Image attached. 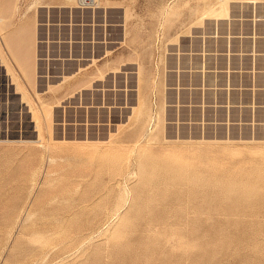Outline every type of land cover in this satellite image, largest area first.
Returning a JSON list of instances; mask_svg holds the SVG:
<instances>
[{
  "label": "rangeland",
  "instance_id": "1",
  "mask_svg": "<svg viewBox=\"0 0 264 264\" xmlns=\"http://www.w3.org/2000/svg\"><path fill=\"white\" fill-rule=\"evenodd\" d=\"M184 1L195 2L130 0L129 34L120 3L40 10L43 97L65 68L152 35L148 65L161 79L140 98L134 61L55 104L37 129L0 60V139L12 140L0 142V264H264V0H207L204 19L168 40L178 25L164 31L160 8Z\"/></svg>",
  "mask_w": 264,
  "mask_h": 264
},
{
  "label": "crops",
  "instance_id": "2",
  "mask_svg": "<svg viewBox=\"0 0 264 264\" xmlns=\"http://www.w3.org/2000/svg\"><path fill=\"white\" fill-rule=\"evenodd\" d=\"M19 1L20 0H0V16L3 18V21L0 22V51L2 52H0V60L3 66H5L10 79L12 81H15H13V84H15L16 90L19 92L21 90V97L19 99H21L23 95H25L28 100L30 99V103L34 107L36 106L35 109L37 111L38 116L53 115L55 104L59 105L63 102V100L73 97L78 93H83L84 90L95 87L98 81L105 79V77L109 73V70L113 69V71L116 72H118L119 70L121 71L122 65H126L130 62L136 61L139 64L137 98H140L142 94H146L148 92V89L150 88L153 79H161L159 78L160 73L158 74L156 70L154 71L153 66L150 67V65H147L153 60V52L148 45L153 42L154 37L152 35L149 36L145 41L146 43L144 42L145 44L141 46V37L137 34L132 35L129 39H127L126 36V38L123 40L122 43L125 42L128 47L126 52L124 51L114 58H108L105 62L101 64H97V59L94 58L93 63L95 64V67L89 65L84 66V64L81 63L79 64L80 66H76L74 69L71 68L67 70L65 68V70L62 72L63 81L59 82L58 84L49 83L48 94L50 95H48L47 97H43V94L39 93L37 82V79H39V75L42 69L41 62L45 59L43 56H41L39 46L40 39L42 38L40 28V25L42 24L40 21V10L48 8L50 9V11L51 9H67L68 11L69 9L70 12H74L77 7L74 6L75 3L72 6H68L66 0H51L50 2L48 0H33V2H35V5L29 6L23 13H19ZM24 1L30 3V1L32 0ZM97 1L98 6L93 9V14H96L99 9H103V12H106L108 14V5L119 3L123 4L124 11L121 23L125 25L128 34L131 32L129 31L130 22L135 18V12L133 10L130 0H125L122 2H115L113 0ZM37 3H39V5ZM61 3L63 6L61 5ZM168 8L165 9V6H162L159 11L160 14H163L165 12L164 26L166 27L164 31H166V29L171 30L173 26L178 25V29L175 32V37H172V35H169L168 37V40L178 41L179 33H190L193 28L194 20L197 18L198 15L203 16L204 12L207 11L208 7L207 0H195V4H192L191 1H184L181 3H176L174 5H170L168 6ZM191 11L193 14L191 13ZM108 21V19L105 21L106 25H108ZM12 62L20 68L21 72L23 73V79H18V76L15 74V71L13 69ZM148 76L149 80H147ZM143 78H145L146 80ZM78 79L83 80L79 81ZM145 81L149 83L147 84ZM140 82H142V86L140 85ZM144 82L146 83V86H143L145 84ZM74 83L77 85H75ZM141 87H145L144 90H141L143 89ZM34 94L37 98L34 96ZM56 95L58 96L56 97ZM44 100H46V102H44ZM47 101L48 103H50L48 104ZM52 102L53 104H51ZM29 112H31L30 107Z\"/></svg>",
  "mask_w": 264,
  "mask_h": 264
},
{
  "label": "bare ground",
  "instance_id": "3",
  "mask_svg": "<svg viewBox=\"0 0 264 264\" xmlns=\"http://www.w3.org/2000/svg\"><path fill=\"white\" fill-rule=\"evenodd\" d=\"M221 1H223V2H226V3H229L230 2V0H221ZM255 1L256 0H250V2L251 3H255ZM66 3H67V5L68 6H72L74 3H75V7H77V8H79V7H81L80 6V3H79V1L78 0H66ZM38 5H39V3H37ZM100 4V3H99ZM194 4H195V2H194ZM196 4H198V3H196ZM8 5V4H7ZM62 5V4H61ZM101 5V4H100ZM31 6V5H30ZM37 6V5H36ZM41 6V5H40ZM63 6V5H62ZM61 6V7H62ZM98 6V1L97 0H95V3H94V5H93V9H95L96 7ZM191 6V5H190ZM14 7H15V5H14ZM38 7V6H37ZM196 7V6H195ZM191 8V7H190ZM30 9V8H29ZM81 9V8H80ZM93 9H91V10H93ZM169 9V8H168ZM193 11V10H192ZM192 11H191V13H192ZM195 11H196V9H195ZM189 12V11H188ZM194 12V11H193ZM208 12H209V10H207V11H205V15L206 14H208ZM12 13H14V12H12ZM30 14V13H29ZM168 14V13H167ZM193 14V13H192ZM16 15V14H15ZM36 15V14H35ZM213 15V14H212ZM218 15V14H217ZM12 16V15H11ZM216 16V15H215ZM13 18V17H12ZM18 18V17H17ZM24 18V17H23ZM189 18V17H188ZM187 18V19H188ZM196 18V17H195ZM194 18V19H195ZM214 18H219V15L218 16H216V17H214ZM204 19V17L202 18V17H198V19L196 18V20L197 21H194V23H193V25H195V24H197L199 21H201V20H203ZM3 21V18L0 16V22H2ZM189 21V20H188ZM190 22V21H189ZM187 23V22H186ZM185 23V24H186ZM17 24V23H16ZM188 26H189V24H188ZM187 26V27H188ZM191 26H192V24H191ZM8 27V26H7ZM166 27V26H165ZM186 27V28H187ZM194 27V26H193ZM2 30V29H1ZM5 31V30H4ZM8 31V30H7ZM3 33V32H2ZM6 33V32H5ZM2 38H3V36H2ZM178 38V37H177ZM4 42V41H3ZM7 45V44H6ZM5 45V46H6ZM1 50V49H0ZM1 52V51H0ZM2 53V52H1ZM38 60V59H37ZM164 63V62H163ZM145 65V64H144ZM148 65V64H147ZM145 76V75H144ZM160 78V77H159ZM143 79H145V78H143ZM36 80V79H35ZM79 81H82V80H80V79H78ZM90 80V79H89ZM146 80V79H145ZM147 80H149V76H148V79ZM14 81V80H13ZM18 81V80H17ZM72 81V80H71ZM143 81V80H142ZM15 82V81H14ZM78 82V81H77ZM76 82V83H77ZM146 83H147V81H145ZM144 82V83H145ZM146 83L143 85V86H146ZM149 83V82H148ZM147 83V84H148ZM30 84V83H29ZM72 84V83H71ZM75 84V83H74ZM85 84H87V83H85ZM85 84H83V85H85ZM142 84V82H140V85ZM73 85V84H72ZM75 85H77V84H75ZM82 85V84H81ZM17 86V85H16ZM142 86V85H141ZM73 87V86H72ZM84 87V86H83ZM67 88V87H66ZM71 88V87H70ZM141 88H143V87H141ZM145 88V87H144ZM144 88L143 89H141V90H144ZM18 89V88H17ZM20 89H21V87H20ZM81 90V89H80ZM65 91V90H64ZM67 91V90H66ZM20 92H21V90H20ZM26 92V91H25ZM72 92H73V90H72ZM23 93V92H22ZM69 93H70V91H69ZM77 93V92H76ZM27 94V93H26ZM61 95V94H60ZM60 95H59V97H60ZM62 95H63V93H62ZM143 95V94H142ZM58 95H56V97H57ZM162 97H163V95H162ZM64 98V97H63ZM63 98H61V99H63ZM160 98V97H159ZM50 99V98H49ZM61 99H60V101H61ZM161 99V102H160V107H159V117H158V121H157V124L155 125V128H151V137L154 139V140H156V141H160L162 138H163V135H164V113H165V97L164 98H160ZM159 99V100H160ZM21 100H23V102H25V103H27V105L30 107V109H31V112H32V118H33V120L35 121V123H36V127H37V129L39 128V123H38V115H37V111H36V109H35V107L30 103V99L28 100L27 99V97L25 96V95H23L22 96V98H21ZM53 100V99H52ZM49 101H51V100H49ZM54 101H56V100H54ZM53 101V102H54ZM43 102V101H42ZM44 102H46V100H44ZM53 102L51 103V104H53ZM13 103V102H12ZM47 103H48V101H47ZM50 103V102H49ZM48 103V104H49ZM13 104H15V103H13ZM12 104V105H13ZM11 105V103L9 104V105H7L6 106V108L5 109H7V110H9V112H10V109L12 108V109H15V108H13V106ZM143 106V105H142ZM5 107V106H4ZM145 107V106H144ZM38 108V107H37ZM145 110V109H144ZM30 112V113H31ZM140 112V111H139ZM141 113V112H140ZM42 116V115H41ZM40 116V117H41ZM139 117V116H138ZM143 117V116H142ZM42 118V117H41ZM134 118V117H133ZM138 119V118H137ZM142 121H143V119H141ZM149 120V119H148ZM136 121V120H135ZM151 121V120H150ZM148 122V121H147ZM133 123V122H132ZM141 122H139V124H136V125H133L134 127L133 128H131L130 130H128V131H126V133H125V131H124V133L126 134V136H127V138L129 139V140H136L140 135H141V131H142V124H140ZM52 125V124H51ZM131 125V124H130ZM125 130V129H124ZM146 130V129H145ZM39 131V130H38ZM123 133V132H122ZM121 133V134H122ZM147 135V134H146ZM125 136V135H124ZM125 136V137H126ZM120 137H122V139L124 138L123 136H120ZM121 139V140H122ZM148 139V138H147ZM43 139L41 138V136L40 135H38V142H41ZM123 140H126L125 138L123 139ZM1 141H6V142H11L12 140H10V139H7V140H1L0 139V142ZM15 141V140H14ZM19 141H24V142H27L26 140H23V139H21V140H19ZM119 141V140H118ZM122 142H124V141H122ZM125 142H128V143H131L130 141H125ZM133 143V142H132ZM144 143V142H143ZM153 143V142H152ZM158 143V142H157ZM163 143V142H162ZM148 145V144H147ZM51 147V146H50ZM139 147V146H138ZM53 150V149H52ZM121 172H122V170H121ZM126 176V175H125ZM128 176V175H127ZM37 180V179H36ZM125 180H126V177H125ZM124 182V181H123ZM123 184V183H122ZM127 185V184H126ZM37 186V185H36ZM125 186V185H124ZM123 186V187H124ZM128 186V185H127ZM126 188H128V187H126ZM125 188V189H126ZM129 189V188H128ZM127 189V190H128ZM121 190H123V189H121ZM129 193V192H128ZM130 194V193H129ZM125 198V197H124ZM126 200V199H125ZM48 202V201H47ZM119 202V201H118ZM122 202V201H121ZM129 202V201H128ZM46 205V204H45ZM121 206L123 205V203L122 204H120ZM124 205H126V204H124ZM118 206V205H117ZM116 206V207H117ZM115 210V209H114ZM113 211V210H112ZM114 212V211H113ZM113 212H111V213H113ZM21 213V212H20ZM108 214V213H107ZM111 216V215H110ZM20 217V216H19ZM105 217V216H104ZM17 220V219H16ZM16 222V221H15ZM16 224V223H15ZM62 230H64V229H62ZM38 231V230H37ZM61 233V232H60ZM60 235V234H59ZM58 237H60V236H58ZM64 237V236H63ZM61 238V237H60ZM71 239H73V240H75L74 238H71ZM46 240V239H45ZM56 240H57V237H56ZM61 240V239H60ZM72 240V241H73ZM47 241V240H46ZM55 241V240H54ZM62 241V240H61ZM71 241V242H72ZM48 242H49V244L51 243L49 240H48ZM47 242V243H48ZM58 242V241H57ZM74 242V241H73ZM52 244H53V242H52ZM58 244V243H57ZM57 244H55V245H57ZM61 244V243H60ZM72 244V243H71ZM44 245V244H43ZM69 245V244H68ZM49 246V245H48ZM72 247H74V246H72ZM74 251L75 250H79V249H73ZM71 251V250H70ZM45 253V252H44ZM75 253V252H74ZM68 254H69V252H68ZM67 254V255H68ZM46 255V254H45ZM71 255H73V254H71ZM43 257H45V256H43ZM42 257V260L44 259ZM69 257H70V255H69ZM68 257V258H69ZM41 258V257H40ZM67 258V257H66ZM44 261V260H43ZM42 261V262H43ZM36 262H37V260H36ZM40 261L38 260V263H39Z\"/></svg>",
  "mask_w": 264,
  "mask_h": 264
},
{
  "label": "built area",
  "instance_id": "4",
  "mask_svg": "<svg viewBox=\"0 0 264 264\" xmlns=\"http://www.w3.org/2000/svg\"><path fill=\"white\" fill-rule=\"evenodd\" d=\"M79 3H80V6L79 8L81 9H93V5L95 3V0H78Z\"/></svg>",
  "mask_w": 264,
  "mask_h": 264
}]
</instances>
